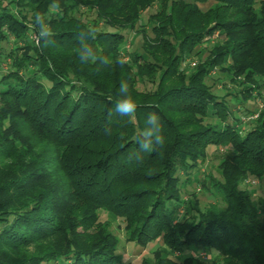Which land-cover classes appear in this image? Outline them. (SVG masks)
I'll list each match as a JSON object with an SVG mask.
<instances>
[{
    "label": "trees",
    "instance_id": "16d2710c",
    "mask_svg": "<svg viewBox=\"0 0 264 264\" xmlns=\"http://www.w3.org/2000/svg\"><path fill=\"white\" fill-rule=\"evenodd\" d=\"M164 1L149 18L152 36L138 30L142 52L125 50V31L142 25V11L154 0L0 2V57L10 61L0 72V164L7 161L0 166V264H125L111 232L70 236L64 248L30 252L38 240L68 233L72 222L50 214L68 208H91L79 219L87 223L96 222L99 209L108 210L125 221L128 241L142 247L162 238L166 249L142 264H170L169 251L202 249L217 264H264V200L256 202L243 188L249 176H264V109L245 130L225 98L232 92L220 96L207 83L219 69L242 87L233 95L238 102L260 93L264 0H214L206 12L198 3L209 0ZM215 30L222 38L208 57L192 71L184 69ZM30 32L38 34V46ZM157 76L154 90H135L137 82H156ZM121 82L136 104L131 117L115 109ZM150 113L162 125V147L146 134ZM212 113L216 123L206 122ZM18 121L37 139L55 144L49 153L63 169L73 205L70 200L62 210L49 185L42 187L52 158ZM149 141L155 150L140 149ZM218 146L229 151L218 165L221 179L211 173L199 183L220 192L224 202L193 213L182 190L192 183L199 160ZM199 262L191 254L182 264Z\"/></svg>",
    "mask_w": 264,
    "mask_h": 264
},
{
    "label": "rangeland",
    "instance_id": "374dc122",
    "mask_svg": "<svg viewBox=\"0 0 264 264\" xmlns=\"http://www.w3.org/2000/svg\"><path fill=\"white\" fill-rule=\"evenodd\" d=\"M10 0H0L4 5L8 4ZM172 0H167V4H170ZM165 2L164 0H154V2L150 5L145 7V9L142 11V18L141 22L142 25H136V29L133 30H126V36L127 41L125 43V50L126 51H137L142 52L143 48L142 45L144 43V38L140 33H138V30L145 29L150 36H152L151 33V25L150 23L151 16L156 15L160 8L162 3ZM217 1L209 0L204 3H198V5L201 7L203 11H208L209 8L215 7L217 4ZM259 8V5H257ZM87 10V8H86ZM85 9H82L80 14L83 16L82 12L86 11ZM258 10V9H257ZM93 11L92 17L96 16ZM87 17V15H86ZM90 17V18H92ZM93 19V18H92ZM153 19V18H152ZM31 20V19H30ZM32 21V20H31ZM33 23V22H30ZM102 24V22H101ZM214 24V23H213ZM211 38V39H210ZM222 38V35L220 34L219 30L213 31V33L207 35L205 37L206 44L201 48L200 55H194L189 57L188 60L184 62V69H189L190 71L193 70L194 67H196V64L200 62V59L204 60L209 55V47H211L216 41L220 40ZM29 39L31 43L35 46L39 45V36L38 34L34 32H30ZM20 45H24V42H20ZM12 46V43H5L6 50L10 49ZM23 53V52H22ZM4 56V55H3ZM0 57V72H5L10 67V61L6 60L4 57ZM200 58V59H199ZM128 59V56H126L125 60ZM199 64V63H198ZM215 76L216 79L210 77L207 80V83L213 88L214 92L218 93L220 96H224L227 91L232 92V94H228L225 96L226 100L231 103V106H233L235 114L239 115L244 122V129L247 130L252 127V124L250 123L253 118H257L259 116V113L262 109H264V78H258L257 81L261 83V87L259 89L260 93H256L254 91L253 96H246L244 98L243 103H240L237 101L236 98H234L233 95L236 94L237 90L242 89L241 86L234 85L233 83L228 81V78L225 74V72L219 71V69L214 70L212 76ZM158 76L156 77V82H137L134 86L135 90L138 91V93L143 91H150L154 90L157 87L158 82ZM250 84V83H249ZM244 111V112H242ZM216 115L211 114L209 117H207L205 120L208 123H216ZM20 125L24 129V134L30 135V138L34 144H36V147H43L44 151L48 154L47 158L48 160L52 158V161L49 162V165H47V177L49 178L48 182H44L42 187H45L47 185L48 189L47 191H53V194L49 195L51 197H55L57 201L55 202L56 205H60L62 210L64 208H67L68 205L73 202V199H70V197L67 196L66 190L68 189V184L64 183L65 177L63 176V169L58 167L54 159H56L53 156L50 155L49 151L51 152L52 149H54L55 144L51 142L48 139L42 140L37 139L34 135H32L31 127L27 126L25 122H20ZM10 124L9 120H6L4 122V126L7 127ZM8 143L5 144V146ZM229 153L227 147L218 146V147H210L209 153L207 158L202 161H200L199 168H196L195 171L192 174L191 182L188 186L185 187V189L182 190L184 198H187L189 201H192V207L195 209L193 213L203 211L212 203H219L223 204L224 200L222 197V194L218 191L211 190L209 191L207 188H205L201 183H199V179H203L204 181H207L206 179H209V175L212 173L216 176V178L221 179L220 174L218 172V165L221 162L222 159L225 158L226 154ZM70 157V156H69ZM7 161H2L0 166L5 165ZM182 180L185 181V176L182 175ZM247 187L252 192V198L256 202L264 200V176L257 177V176H249L246 181L244 182L243 188ZM40 189H35L33 191H39ZM69 187V191H70ZM65 192V193H64ZM63 193V194H62ZM67 197L69 199H67ZM52 199V198H51ZM65 199V200H64ZM61 200V201H60ZM73 205V203L71 204ZM58 207V206H57ZM73 209V208H72ZM84 209L83 210H71V208H68L67 211L63 212L62 214L57 212L54 214L51 212V215H58L57 217L61 218L65 222H72V224L67 225V227H72L67 234L61 233L59 235H56L54 237H50L49 239H42V240H36L34 244L30 245L28 249L30 252L33 253L36 252H44L46 250H54L57 249L59 246H63V248L66 246L65 244L68 243L69 237L73 236L75 238L83 239L82 237L87 238L89 236L95 235L98 232H111L115 235L116 238L119 239V252L122 257L125 264H142V260L146 258L145 260L148 261L150 259L155 258L157 256V253L161 249H166V246L164 247V241L162 238H158L155 241H151L147 243V246L142 247L137 242L128 241V234L126 231V224L125 221L121 218L115 217L112 213H110L108 210L105 209H99L98 214L99 217L96 220V222H83V220H80V217L86 214H90L92 210ZM199 210V211H197ZM60 214V215H59ZM183 216V214H182ZM83 222V223H82ZM75 234V235H73ZM87 234V235H86ZM82 236V237H81ZM168 250V249H167ZM170 250V249H169ZM168 250V251H169ZM29 252V253H30ZM193 254L195 257L199 258L200 264H217L214 261V258H210L206 251L202 250H196L193 252L192 250H186L182 253L179 251H169V256L171 257L173 263L170 264H177L181 263L185 257Z\"/></svg>",
    "mask_w": 264,
    "mask_h": 264
},
{
    "label": "clouds",
    "instance_id": "9594fccd",
    "mask_svg": "<svg viewBox=\"0 0 264 264\" xmlns=\"http://www.w3.org/2000/svg\"><path fill=\"white\" fill-rule=\"evenodd\" d=\"M37 19H39V14L37 16ZM49 34H51L50 31H41L40 33L41 36ZM135 108L136 104L130 94L128 83L121 82L119 87V98L115 101L116 112L121 116L131 117L132 115H134ZM145 123L146 125L152 126V130L150 132L146 131V134L152 136L156 146L162 147L165 143V138L163 135L162 125L159 122V117L155 113H150ZM139 147L146 152H151L156 149V147L152 145L151 141H149L148 143H141Z\"/></svg>",
    "mask_w": 264,
    "mask_h": 264
}]
</instances>
